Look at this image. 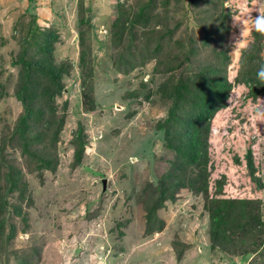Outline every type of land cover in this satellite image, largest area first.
Listing matches in <instances>:
<instances>
[{"label":"rangeland","instance_id":"1","mask_svg":"<svg viewBox=\"0 0 264 264\" xmlns=\"http://www.w3.org/2000/svg\"><path fill=\"white\" fill-rule=\"evenodd\" d=\"M241 11V0H0V264H240L252 230L245 236L246 223L228 221L216 238L223 251L213 250L208 203L195 190L205 179L215 200L237 201L233 216L243 200L264 229V95L245 83L264 61V36L254 39L251 25L240 35ZM31 16L57 36L54 128L48 111L27 120L55 139L51 170L30 163L16 131ZM201 75L228 80L219 111L201 126L206 165L190 166L174 201L151 210L155 187L172 181L181 154L166 144L175 145L176 132L165 123V95L179 80L198 85ZM248 251L243 264H264V239Z\"/></svg>","mask_w":264,"mask_h":264},{"label":"trees","instance_id":"2","mask_svg":"<svg viewBox=\"0 0 264 264\" xmlns=\"http://www.w3.org/2000/svg\"><path fill=\"white\" fill-rule=\"evenodd\" d=\"M35 19V16H31V25L27 27L25 36H23L25 37L23 39V53L18 60L19 64L23 67L22 86L20 88L21 92H24V97L22 100L23 114L17 120L16 131L22 142L21 148L23 153L27 155L30 163L34 164L36 169L40 171L43 169L51 170L52 167L56 165V155L51 152L52 149L54 150V147L51 145H54L55 139L53 141L49 137L46 138L49 136L48 130L39 129L36 132H32V129L29 128V124H27V120H40L42 114L48 111L50 120L46 127L48 129L54 128L53 117L56 115L57 111L56 107L51 103L52 98L61 92V72L52 66L54 60L53 44L57 40L56 33L52 29H40L38 26H35ZM37 32L39 36H36ZM115 34L116 33L113 32L112 36L115 37ZM258 34L254 32V39L258 37ZM259 35L261 37L264 36L261 34ZM63 64L64 66L66 65L65 63ZM261 66H264V61L261 63ZM261 66L258 68L259 70ZM65 70L66 68L62 71ZM258 71L255 72V68L251 67L246 73L247 77L245 79V83H249V89L254 97L264 95V83L257 78ZM42 75L44 78L46 77V79H49L48 85L44 83V78H41ZM88 75H91V73ZM203 77L202 75L200 76L201 82L198 85H195L194 80L189 78L185 81L179 80L171 87L172 90L170 95L168 93L165 95L167 101L170 99V109L165 123L167 126L169 123H173L176 132L175 145L172 146L168 140L166 144L176 149L178 154H181H179L178 159L170 170V178L167 177V179L172 180L168 182L169 185L168 183L162 184L161 181L155 187L154 194L157 195V197L155 198V204L152 205L153 208H151V210H155L157 205H162L166 201H174L181 185H183L182 176L190 166L200 163L206 165L207 156L201 126L204 123L206 124L210 118L219 111L220 103L224 100L223 95L225 89L228 87V80L225 79V77L221 79L208 78L207 80H203ZM90 90L91 88L86 87V80L83 78V108L87 111H90L93 106V97ZM157 93H162L161 95H164V91ZM32 102L34 104H32ZM76 132L79 133L80 137L83 130L80 127ZM43 139L46 140L50 146H42L41 143ZM82 139L83 137L81 139L79 138V144L74 153L76 162H80L81 155L84 151L83 147H85V141H82ZM249 165H251L250 162ZM30 171H32L31 168ZM169 189H172V192L169 193ZM9 192L10 189L8 187L4 195L8 197ZM215 192L216 190L214 194ZM195 193L202 194L208 203L209 228L207 232L213 242V250L220 249L223 251V244L215 248L217 246L216 238L218 232L223 233L226 227L229 226L228 223L230 220H232L230 225L234 220L238 221V223L242 221L246 223V227L242 230L245 236L247 235L248 229L252 230L246 237V242L243 245L244 254L240 259V264H243L247 259L245 256H247V252H249V246L252 243H263L264 229L260 227L262 226L260 214L252 211L249 206H244L242 204L243 200H238L239 204L235 208L236 215L233 216L230 214L232 211L231 209L237 201H234V199L215 200L213 195H209L208 193V186L205 179L202 180L201 186L195 190ZM216 194H219V188ZM0 205L2 206H0V209H5L7 207L6 203L3 202H0ZM0 221L2 222L4 219ZM236 250L240 252V246L237 247Z\"/></svg>","mask_w":264,"mask_h":264},{"label":"clouds","instance_id":"3","mask_svg":"<svg viewBox=\"0 0 264 264\" xmlns=\"http://www.w3.org/2000/svg\"><path fill=\"white\" fill-rule=\"evenodd\" d=\"M241 8L240 15L234 20L241 26L240 35H243L246 25H251L252 30L264 35V0H241ZM253 12L257 13L255 17L252 16ZM239 43L243 45L242 40ZM257 78L264 83V66L258 71Z\"/></svg>","mask_w":264,"mask_h":264},{"label":"water","instance_id":"4","mask_svg":"<svg viewBox=\"0 0 264 264\" xmlns=\"http://www.w3.org/2000/svg\"><path fill=\"white\" fill-rule=\"evenodd\" d=\"M105 183H106V180H102V190L104 191L105 190Z\"/></svg>","mask_w":264,"mask_h":264}]
</instances>
